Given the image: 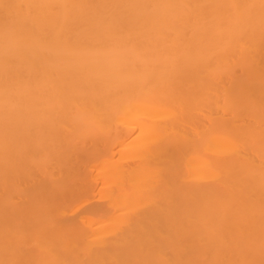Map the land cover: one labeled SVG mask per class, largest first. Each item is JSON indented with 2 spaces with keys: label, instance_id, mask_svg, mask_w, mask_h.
Here are the masks:
<instances>
[{
  "label": "bare ground",
  "instance_id": "bare-ground-1",
  "mask_svg": "<svg viewBox=\"0 0 264 264\" xmlns=\"http://www.w3.org/2000/svg\"><path fill=\"white\" fill-rule=\"evenodd\" d=\"M0 264H264V0H0Z\"/></svg>",
  "mask_w": 264,
  "mask_h": 264
},
{
  "label": "clouds",
  "instance_id": "clouds-1",
  "mask_svg": "<svg viewBox=\"0 0 264 264\" xmlns=\"http://www.w3.org/2000/svg\"><path fill=\"white\" fill-rule=\"evenodd\" d=\"M70 39L80 40L81 37L73 36ZM74 71L84 74H113L117 68L111 56L103 51H83L74 53Z\"/></svg>",
  "mask_w": 264,
  "mask_h": 264
}]
</instances>
